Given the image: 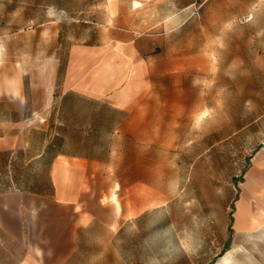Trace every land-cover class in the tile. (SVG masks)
<instances>
[{
  "label": "rangeland",
  "instance_id": "obj_1",
  "mask_svg": "<svg viewBox=\"0 0 264 264\" xmlns=\"http://www.w3.org/2000/svg\"><path fill=\"white\" fill-rule=\"evenodd\" d=\"M135 5L0 0L3 48L24 89L53 92L49 127L0 156V187L10 176L21 187L47 183L58 148L32 156L42 133L44 143L57 133L63 151L103 157L118 196L147 209L108 254L106 239H93V264H264V0H152L158 21L172 16L155 31L152 91L130 112L79 96L62 103L69 46L106 40L117 8V21L138 25ZM27 27L28 36L17 31Z\"/></svg>",
  "mask_w": 264,
  "mask_h": 264
},
{
  "label": "crops",
  "instance_id": "obj_2",
  "mask_svg": "<svg viewBox=\"0 0 264 264\" xmlns=\"http://www.w3.org/2000/svg\"><path fill=\"white\" fill-rule=\"evenodd\" d=\"M134 1L138 25L117 21V8L107 24L106 40L69 46L60 98L79 96L130 112L152 91L148 86L155 31L157 26L166 29L172 16L158 21L152 0ZM17 31L28 36V27ZM4 41L0 33V153L14 154L29 146L36 130L49 127L44 112L52 105L53 92L24 89L22 73L8 58ZM127 122L124 119L120 125ZM105 172L101 160L62 152L52 160L47 191H28L14 184L0 189V264H93L94 238L106 239L100 241V253L108 254L110 239L147 209L141 208L139 198H120L117 191L122 184L110 181Z\"/></svg>",
  "mask_w": 264,
  "mask_h": 264
},
{
  "label": "trees",
  "instance_id": "obj_3",
  "mask_svg": "<svg viewBox=\"0 0 264 264\" xmlns=\"http://www.w3.org/2000/svg\"><path fill=\"white\" fill-rule=\"evenodd\" d=\"M68 98H69L68 96H63V97H62V99H63L62 103H65V102L67 101ZM49 122H51V121L49 120ZM50 125H51V123H50ZM33 134H37L36 131H35ZM42 134L44 135V138H42V140H41V142H40V143L42 144V146H41L40 150H39L36 154H34V155L32 156V159L40 160V159L46 157V156H47V152L50 151V150H53V148H58V149L55 150V152H54L52 155H50V159H51V161L53 160V158H54V156H55L56 154H58V153H62V152H66V151H63V150L61 149V147H59L60 142H62L63 140H62L61 137H59V136L57 135V133H55L54 136H52L50 139H48V140L46 141V143H44V142H45V136H46V134H44V133H42ZM64 142H65V141H64ZM17 153H22V150H18ZM67 153H69V152H67ZM70 153H73V154H80V155L82 154V155H85V156H87V157H89V158L97 159V160H102V159H104L103 157L98 156V155H90V154L83 153V152H79V151H74V152H70ZM10 154H11L10 152H2V153H0V156H2V155H7V156H9ZM36 156H37V157H36ZM10 174H11V173H10ZM13 184H14V186L17 187V188H22V189H25V190H28V191L43 192V191H47L48 188H49L50 177H49L48 182H47V183H44V184L41 185V186H37V187H29V186L24 187V186H23V187H21V186H20V183L17 182L16 180H14V179H13V176H10V181L5 182L4 185H3L2 187H0V189H5V188H8V187H13Z\"/></svg>",
  "mask_w": 264,
  "mask_h": 264
},
{
  "label": "bare ground",
  "instance_id": "obj_4",
  "mask_svg": "<svg viewBox=\"0 0 264 264\" xmlns=\"http://www.w3.org/2000/svg\"><path fill=\"white\" fill-rule=\"evenodd\" d=\"M140 2V1H139Z\"/></svg>",
  "mask_w": 264,
  "mask_h": 264
}]
</instances>
